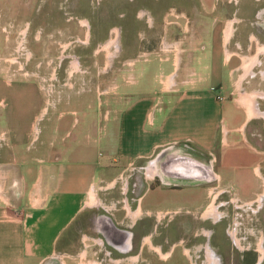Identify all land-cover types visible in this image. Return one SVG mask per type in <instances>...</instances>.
Returning <instances> with one entry per match:
<instances>
[{
  "label": "crops",
  "instance_id": "crops-1",
  "mask_svg": "<svg viewBox=\"0 0 264 264\" xmlns=\"http://www.w3.org/2000/svg\"><path fill=\"white\" fill-rule=\"evenodd\" d=\"M162 1L158 4L184 8L185 15H180L181 19L175 15L177 20H173L182 36L183 28H189V23L185 27L182 23L194 20L198 26L193 36L194 52L181 41L176 53L172 46L165 55L166 51H160L166 44L161 33L166 35L174 28L167 26L170 21L166 13L161 16L157 10H148L145 19L136 14L145 23V30L139 38L144 41L139 46L141 51L133 54L165 53L163 57H153L156 63L144 60L147 64L140 65L139 72L145 74L152 65L158 66L156 76L164 70L155 82L159 92L167 96L155 102L156 98L142 95L130 106H123L122 114L112 118L116 120L115 128H107L104 138L90 127L80 131L73 141H66L58 126L65 116L59 107L73 99L88 106L98 98V90L94 92L92 81L85 78L79 82L70 78L68 84L60 85L62 90H55L57 77L53 68L49 77H42L40 85L42 118L50 119L47 126L42 125L48 138L36 146L18 148L15 140L10 143L0 131V264H102L110 254L105 248V236L99 230L91 235L77 233L75 225L81 217L91 220L93 215V219L105 216L136 233L142 226L150 227V215L165 213L142 205L152 180L163 185L178 178L202 183L206 192L205 183L221 181L235 166L228 158L232 150L214 153L220 146H231L227 136L233 131L253 151H264L255 147L264 145V0L260 4L252 0ZM157 25L161 26L158 30ZM206 26L212 31H207ZM207 39L215 40L213 52L202 46L203 51L196 53L198 42ZM117 48L122 52L121 41ZM104 68L107 71L110 65ZM123 74L125 71L119 69L118 75ZM107 82L104 94L108 97L104 102L123 104L120 92L115 90L119 85ZM209 84L215 93L205 90ZM216 92L241 115L237 125L226 126L223 122V101L218 100ZM147 99L151 107L146 110L143 103ZM137 106L140 110L128 112ZM249 123L253 124L247 136L245 126ZM103 142L109 158L106 161L94 152L96 145ZM175 158L181 159L184 174L165 168ZM261 161L251 166L259 180L244 199L258 198L259 194L264 198ZM199 165L210 171L212 180L198 176L197 170H202ZM218 165L222 171H218ZM220 186H213L212 192L208 189L206 195L212 193L216 199L222 192ZM137 211L140 213L135 218ZM114 257L117 264V255Z\"/></svg>",
  "mask_w": 264,
  "mask_h": 264
},
{
  "label": "rangeland",
  "instance_id": "rangeland-1",
  "mask_svg": "<svg viewBox=\"0 0 264 264\" xmlns=\"http://www.w3.org/2000/svg\"><path fill=\"white\" fill-rule=\"evenodd\" d=\"M158 1L0 0V131H4L8 141L11 143L15 140L18 148H22L26 145L36 146L48 138V134L43 129L45 125H48L50 119L42 118L44 101L40 85L42 77H49L54 69L57 77L56 87L53 88L55 90L58 87H61L62 90L60 85L68 82L70 78L77 82L85 78L87 81H92L94 92L98 90L95 95L98 98H94L92 104H87L88 106L84 101L83 104H80L78 99H73L59 107L61 111H64L65 116L58 126L60 131L64 132L63 139L66 141H73L78 137L80 131L90 127L94 130L96 128V131L104 138L105 133L108 132L107 128L112 130L115 128L116 120L112 118L122 114L123 106H130L129 103H134L142 95L156 98L155 102L158 98L167 96L168 93L159 92L155 82V78L159 79L164 70H160L156 76L158 66L153 68L154 65H152V68L150 67L145 74H141L139 72L140 65L147 62L144 60L151 59L152 61L156 60L153 57L168 55V49L172 46L176 53L181 41L189 48L190 52H194L192 49L193 36L194 30L198 26L194 20L182 23L184 27L189 23L188 29L183 28L182 36L179 33L181 28L173 20H177L175 15H179V19L182 18L180 15L184 14V8H181L180 5L162 6L158 4ZM252 1L255 4L261 3V0ZM163 2L167 1L163 0ZM148 10H157L158 15L161 16L166 13L170 21L167 22V26H174L173 30H169L170 32L168 31L166 35L161 33L162 42L165 41L166 44H162L163 50L160 51H166L165 55L161 52L158 55L133 54L141 51L139 46L144 41H140L139 38L142 31L145 30V23L143 20H139L136 14L145 19L148 16ZM192 14L196 15V11H193ZM160 27L157 25L156 30ZM206 30L212 31L208 26H206ZM120 35L122 52L117 48L120 45V41L118 44ZM202 46H205L203 48L205 51L212 53L215 48V40L207 39L202 43L198 42L195 52H202ZM177 57L179 58L178 54ZM184 61H187L186 54ZM122 63L125 65L122 66ZM151 63L156 62L152 61ZM107 65H110V69L106 71L104 67ZM119 69H123L126 75H118ZM108 80L109 83L113 81L114 83H111L113 85H119V88L115 90L120 92L118 96L124 99L121 102L123 104H115L112 101L108 104L104 102V99L108 97L104 94ZM67 82L66 84H68ZM204 88L208 92L215 93L216 91L213 90L214 88H210V84ZM220 93L225 95L223 91ZM216 94L218 93L216 92ZM217 97H220L218 99L220 102L223 101L219 94ZM225 102H222L223 122L226 126H235L240 122L241 115L234 111L228 100ZM143 104L146 105V110L151 107L149 99ZM47 110L50 112L52 107L49 105L48 108L47 106ZM138 110H140L139 106L129 109L128 112L135 113ZM46 113L48 114L47 111ZM43 124L45 125L42 127ZM252 124L249 123L245 126L247 136L251 131ZM36 127H39L40 130H35ZM6 130L8 131L6 132ZM14 132L16 135L13 134ZM95 136L98 137L97 133ZM227 137L231 146H220L214 153L219 154L223 150L224 152L232 150V155L228 158L235 166L231 168L233 170L223 175L221 181L205 183L206 192L210 188L212 192L213 186L218 187L221 184L222 192L216 199H213L212 193L210 196L206 195L202 183H191L185 180L181 182L180 180L179 188H171L163 184L158 185L159 182L155 179L151 181L150 186L152 187L142 205L152 211L162 210L166 214H174L175 220L169 223L170 226L179 222H187L191 225L195 214L197 216V213L203 211L202 216H206L205 213L213 202L214 206L219 208L221 215L226 212L227 208L225 207H228L231 216L220 217L206 226L214 230L215 237L220 238L221 245L226 243V238L232 240V237L227 235V232H231L236 239L234 242L239 247V241L244 244L243 238L245 237L241 233L244 231L243 229H249V231L253 229V232L255 229H262L264 232V198L261 199L263 195L259 194L258 198L244 199V195H247L259 180L251 167L255 161L263 160L261 161V172L264 173V151L250 149L246 143L241 141L238 132H230ZM249 141L253 144L251 140ZM104 144L106 142L96 145L94 152L100 155V160L106 161L109 158H106ZM255 147L264 150V145H255ZM108 154L110 155L111 152ZM235 167L236 169H234ZM217 168L218 171H222L219 165ZM248 208H253L259 213L249 214L251 212L247 210ZM135 214L136 218L138 212ZM93 216H91V220L86 217L85 219L84 217L80 218L81 221L75 225L78 227L77 233L79 231L88 235L95 233L92 225ZM209 237L211 238V236ZM227 250L224 252L225 254H227ZM178 253L174 254V260ZM231 254L235 259L236 253L231 252ZM234 264H239L236 259ZM255 264H264V257L261 262Z\"/></svg>",
  "mask_w": 264,
  "mask_h": 264
},
{
  "label": "flooded vegetation",
  "instance_id": "flooded-vegetation-1",
  "mask_svg": "<svg viewBox=\"0 0 264 264\" xmlns=\"http://www.w3.org/2000/svg\"><path fill=\"white\" fill-rule=\"evenodd\" d=\"M171 164L167 162L165 168L175 174L181 175L183 173V165L182 168L174 169ZM180 180L183 182V179L178 178L173 183L165 184V186L179 188ZM140 187L139 184L137 188L140 189ZM213 199L215 198L213 197ZM225 208H227L226 212L221 215L219 208L214 206L213 202L209 210L206 211V216H202L203 211L197 213V216L195 214L191 225L187 222H177L178 224L170 226L169 223L175 220L174 214L159 215L153 213L149 216L150 227L146 229L142 226L143 228L136 233L116 225L113 221L106 219L105 216L94 218L93 229L104 234L105 248L110 252L102 264H114L113 259L116 258L114 255H117V264H179L180 262L182 264H234L235 259L239 264L261 262L264 257V252L261 253L264 249V232L262 229H255V232L253 229L251 231L243 229L244 231L241 233L245 237L243 238L244 244L239 241L238 247L231 232H227V235L228 237L230 235L232 240L226 238V243L221 245L220 238L215 237L214 230L206 226V224L213 223L220 217L231 216L230 208ZM247 210L251 212L249 214L259 213L253 208ZM233 231L236 232L237 230ZM135 235L136 237L133 239ZM177 249L179 253L176 252ZM227 249L236 253L235 259ZM226 250L227 254L224 253ZM176 253L178 255L174 260L173 256Z\"/></svg>",
  "mask_w": 264,
  "mask_h": 264
},
{
  "label": "bare ground",
  "instance_id": "bare-ground-1",
  "mask_svg": "<svg viewBox=\"0 0 264 264\" xmlns=\"http://www.w3.org/2000/svg\"><path fill=\"white\" fill-rule=\"evenodd\" d=\"M177 152V151H176ZM174 153V152H173ZM176 155V154H175ZM193 159V158H192ZM172 163V164H171ZM168 164H171L173 166L174 169H178V168H182V165H181V159H171L169 160ZM199 167L202 169V170H197L198 171V176L199 177H202V178H206L207 181H210L213 179L212 175L210 174V171L206 169V167L204 168L203 165H199ZM184 174V172L182 173ZM207 176V177H206Z\"/></svg>",
  "mask_w": 264,
  "mask_h": 264
}]
</instances>
